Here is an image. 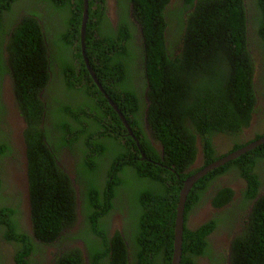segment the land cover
Returning <instances> with one entry per match:
<instances>
[{"label": "trees", "instance_id": "trees-1", "mask_svg": "<svg viewBox=\"0 0 264 264\" xmlns=\"http://www.w3.org/2000/svg\"><path fill=\"white\" fill-rule=\"evenodd\" d=\"M53 1L64 10L60 14L63 28L50 37L36 19L40 15L31 11L19 20L13 14L17 0H0V160L14 150L12 137L3 127L8 109L2 101V85L3 77L9 74L12 94L32 131L28 134L25 129L23 135L34 238L58 246L67 236L86 237L93 230L102 237L110 222L103 224L101 219L113 210L123 220L135 216L131 238L135 239L136 257L131 263L125 248L120 251L116 245L109 255L103 242L86 243L89 264H170L178 194L181 181L197 171L189 170L196 159L197 139L202 142L207 165L224 155H218L211 143L216 134L232 140L229 152H233L247 144L242 135L255 118L256 130L249 142L264 136V0H131L144 34L143 61L140 73L135 74L131 69L138 49L131 46L134 27L126 14H122L117 29L111 28L103 11L89 14L85 53L93 68L99 69V82L125 116L141 152L158 161L159 154L148 140L143 122L144 90L148 88L146 124L161 145L166 160L162 165L174 166L175 173L138 160L136 144L127 138L126 151L118 153L106 174L97 181L92 174L82 178L79 199L84 228L78 231L73 229L78 219L75 187L56 163L58 151L77 146L86 157L82 166H87L88 161H94L90 147L97 148V155L102 156L107 150L103 142L114 138L110 134H115V127L118 135H129L104 94H99L101 103L93 104L89 91L94 86L87 80L80 89L84 90L80 107L62 106L58 115L53 111L58 121L50 125L52 132L41 127L42 103L35 100L34 104L31 93L39 95L47 89L51 76L67 81L66 75L75 78V70L85 69L79 30L82 0ZM112 62L120 66L123 76L115 89L110 82H117L120 74L113 72ZM125 157L129 158L122 161ZM226 174L242 178L241 193L256 200L242 232L232 240L229 264H264V193L256 198L264 184V144L211 171L193 186L185 206L180 264H194L193 256L206 254V236L225 225V220L229 225L237 223L232 209H228L195 228L186 225L189 212L209 198L204 197L208 190L214 193V208L231 206L235 191L216 181ZM8 187V176L0 173V264H7L2 253H7L5 246H14L16 259L27 264L24 258L33 254V259L39 244L25 230L20 205L12 206L14 200L21 202L23 194L18 190L11 199ZM244 207H238L241 215ZM69 228L72 230L64 232ZM116 237L113 242L118 238L122 242L120 233ZM82 260V252L75 248L58 263L82 264Z\"/></svg>", "mask_w": 264, "mask_h": 264}, {"label": "flooded vegetation", "instance_id": "flooded-vegetation-1", "mask_svg": "<svg viewBox=\"0 0 264 264\" xmlns=\"http://www.w3.org/2000/svg\"><path fill=\"white\" fill-rule=\"evenodd\" d=\"M36 0H17L16 5L13 8V14L14 17H19V20L22 19V17L27 16L28 12L34 11L41 17H36V19L40 22L43 23V28L45 34L49 35L52 37L54 33H60L62 31V26L60 25L61 21L63 20L60 14L64 12L63 8L61 7V4L58 2H51L52 0H38V3L35 2ZM173 1V0H172ZM92 2V3H91ZM91 4V6L89 5ZM82 10L81 13L83 12V0H82ZM105 9V10H104ZM48 10V11H46ZM101 10L106 14V17L108 18L109 23H111V28L117 29L119 26V21L121 20L122 14H126L127 19L129 20L131 28L134 27V41L131 43V46L135 47V49H138V53L135 59V62L132 66L133 74L135 73H140V68H141V63L143 61L142 56H143V50L142 47L144 45V34L142 30V24H140L139 20L135 18L134 13H133V4L131 0H88V12L89 14H94V11ZM38 11V12H36ZM98 12V11H97ZM96 12V13H97ZM89 15V19H90ZM82 16V15H81ZM88 19V20H89ZM80 30V29H79ZM48 37V36H47ZM86 54V53H85ZM87 57V56H86ZM88 59V64L92 72L94 73V76L91 75L89 70L87 69L86 65L84 64V70H80L79 68L75 70V78L67 76V81H64V78L62 76H51L50 78V86L40 92L38 95H34L31 93V97L33 100V103L35 104V100H39L42 103V117L40 115V125L41 127L45 126L44 123H47L46 126L50 130L53 129L50 125H54L57 121L58 118L55 114H51L52 108L54 109V112L58 115V109H60L62 106L65 108L66 105H73L75 107H80V104L82 102V96L84 95V90H80L82 86L85 84L86 80L89 81V85L92 84V89L90 91H93V104L101 103L100 102V93L104 94V98L108 100L113 101L109 94L103 89L102 84L99 82L98 75L99 69H94L92 66V63L90 62L89 58ZM82 61L84 63L83 57ZM114 69L113 72H117L120 74L119 78L117 79V82H114L111 80L112 88L115 89L118 87L120 78H122V72L119 70L120 66H115L114 63L112 62ZM80 66V65H78ZM77 66V67H78ZM9 78V74H5L3 77V81L5 82ZM101 85L103 89V93L101 90L98 88L96 82ZM64 81V82H63ZM11 89L12 93V87H9ZM99 91V93H97ZM106 95L108 98H106ZM13 97V112L11 117L15 120H11L10 118L4 125V130H8L9 134L11 135V142H12V147L14 148L12 155L8 157L7 159L1 158L0 160V173L6 174L8 176V184L9 187L8 189H11V192L7 189V195L12 197L11 199H15L14 196L18 195L17 191L21 189L22 191L21 194L23 195L27 193L29 195V182H28V169H27V155H26V145H25V138H24V131L25 129H28V122L26 121L24 115L22 114V111L20 110V107L16 101V97L12 94ZM97 97H99L97 99ZM110 105V104H109ZM111 106V105H110ZM148 106V88L144 90V112H145V117L143 118V122L145 123L146 126V135L148 137V140L150 141L151 145L155 149V151L159 154V160L154 161L150 158H146L144 153L141 152V146L138 142L136 144L129 136L127 137V134H120L118 135V130L115 127V134H110L112 137H116L117 140H119L121 143H125L127 138H130L135 144L136 148L138 150V155L139 157L137 158L140 161H144L146 163H150L153 165H159L163 166L166 169H168L172 174L175 173L174 166H166L162 165V163H166V160L164 158V154L161 148V145L158 141L155 140L153 137L148 125L146 124V111ZM112 108V107H111ZM113 109V108H112ZM119 109V108H118ZM114 110V109H113ZM121 111V110H120ZM122 113V112H121ZM124 116V115H123ZM125 117V116H124ZM120 119V118H119ZM126 119V118H125ZM109 125L111 123V120L108 119L106 120ZM121 121V120H120ZM127 121V120H126ZM17 122V124H16ZM128 123V122H127ZM121 124L123 125L122 121ZM9 125H15L17 126L16 131L9 130ZM45 127V128H46ZM113 126L111 125L109 132L111 133L113 130ZM125 129V128H124ZM123 132V130H120ZM16 134V136H14ZM217 136H222L220 134H216L215 136L212 137L211 143H213V138ZM138 141V139H137ZM15 143H17L20 146V149L17 150L15 147ZM197 155L194 164L189 168V170H198L204 167V157H203V146L202 142L197 139ZM215 148V147H214ZM92 151H94L93 155H97L94 147H90ZM22 150V153H18ZM161 150V152H160ZM82 152V150H80ZM77 150V146H72V150H69L68 147H63L62 150L60 151L58 157H57V165L63 170L64 174H66L69 178V183L73 185V187H78L80 190L82 189L80 182H82V178L87 174V169L89 168V165H92V173L94 177L96 178V181L100 179L102 174H106L107 172L105 170L101 169V164L100 160L103 158V156H97L94 158V161H88L87 166H82V160L83 157H85L84 154H82ZM133 153H135L134 150H132ZM89 154V152H88ZM144 155L145 158L142 157ZM86 158V157H85ZM125 157L122 161H127ZM197 158H200L198 160L200 163L195 166V164L198 162ZM119 162L115 163V166L117 167L118 164L120 163L121 160H118ZM197 161V162H196ZM188 177V176H187ZM186 177V178H187ZM221 177V176H220ZM185 178V179H186ZM176 179L179 180V175L176 174ZM183 179L181 182L185 180ZM236 180L235 178H233ZM242 181V185L244 188V182L243 179H240ZM70 184V185H71ZM222 184L225 185V183L222 182ZM71 185V186H72ZM233 190L234 188L229 185ZM182 188V187H181ZM239 191H235V196L233 198V202L230 205L224 206L222 208H214L211 204V197L214 193L211 192V190H208L204 193V197L209 196V198L204 202V204H200L196 209L203 208L207 206V208L210 211V214L207 218L206 221L210 220L212 215L217 213V212H222L228 209H232L234 215H235V220L237 219V223L235 224H230V221L225 220V225L222 227H219L218 229H215L213 232H210L206 237L208 241V245L205 249V256H193V262L194 264H229L230 256H231V243L234 237L239 233L242 232L243 224L246 223V220L249 217V214L252 211L253 204L255 203V199H248L246 198L242 193V189ZM88 188L85 187L84 191L85 194L87 192ZM10 192V193H9ZM180 192V191H179ZM264 193V184L261 186L259 193L257 194V197H260ZM75 195V194H74ZM179 195V194H178ZM76 196V195H75ZM89 198V196L87 195ZM76 199V198H75ZM249 201V203L244 204L242 203L243 201ZM78 200L76 199V202ZM234 201L237 202V204L234 206ZM80 203L79 208H77V217L79 218L78 221L76 222L75 231H78L79 229L84 228V220L82 219V214L80 211V207L82 205L81 200L78 201ZM20 205V208H22V216L23 219L28 218L30 222H32L31 218V207H30V195L25 196L23 199L21 198V202L19 200H14L12 206H16L18 208ZM234 206V207H233ZM240 206H245L243 209V214H240V209L238 207ZM195 209V208H194ZM193 209V210H194ZM26 210V211H25ZM192 210V211H193ZM111 211V210H110ZM191 211V212H192ZM109 212V211H108ZM108 212L106 214H108ZM190 213V212H189ZM18 216V214L16 215ZM110 217L111 222H110V229H109V234L104 235V238L106 239V245L108 246L109 254H113V249L116 245L119 246V250L122 251L123 248L126 249L127 256H129L130 260L133 261L135 259V252H136V243L135 239L131 238V233H135V224L132 223L133 219L127 218L125 220L121 219V216L117 211H111L110 212ZM109 215H105L101 221L104 224L105 222H108ZM185 221V219H184ZM204 221V222H206ZM120 222L119 224H117ZM204 222L199 223L202 224ZM190 226H193L191 228H195L198 226V224H194L193 222L189 224ZM197 225V226H196ZM90 231V230H89ZM120 233L122 242L118 238V242H113L116 237V234ZM100 232L98 231H92L89 233H86V237L88 238V244H100L102 242V238L99 236ZM103 235V234H102ZM0 237H3V234L0 233ZM31 237H34V233L32 234ZM117 238V237H116ZM2 239H0V242ZM34 242L39 244L38 248H40L42 252V256L36 255L33 259V254L29 258H24L27 260V264H49L50 261L52 260L53 256L56 257L54 264H56L58 261L62 259V256L65 254V252L62 249L56 248L52 242H49V240H40L38 238H34ZM104 245V243H103ZM104 245V247L106 246ZM106 246V247H107ZM7 253H3V255H8L11 256L12 253L13 257L12 259L7 258L5 255V261L7 264H22L20 262V259H16V248L14 246L12 247H7L5 246ZM87 248V246H86ZM20 249V247H19ZM226 255L224 256V254ZM83 256L82 264H89V260L85 259ZM224 259L226 261L224 262ZM16 260H19V263L16 262Z\"/></svg>", "mask_w": 264, "mask_h": 264}, {"label": "water", "instance_id": "water-1", "mask_svg": "<svg viewBox=\"0 0 264 264\" xmlns=\"http://www.w3.org/2000/svg\"><path fill=\"white\" fill-rule=\"evenodd\" d=\"M89 19V12H88V0H83V12L81 16V24H80V48H81V54L84 60V64L86 65L87 69L91 73L92 76H94V73L89 67L88 59L85 54V33H86V26ZM96 82V79H95ZM98 88L103 93V89L100 84L96 82ZM106 98L108 96L106 95ZM109 104L114 109V111L117 113L118 117L123 123V126L128 131L129 135L133 136L132 130L130 129L129 124L127 123L125 117L121 113L120 109H118L117 105L109 100ZM264 144V136L260 137L259 139L253 140L243 147L230 152L212 162L205 165L201 169L197 170L190 176H188L182 183V188L180 189L179 195H178V202L176 205V215L174 220V232H173V252H172V258L170 264H180L181 258H182V246H183V233H184V216H185V206L187 197L193 188V186L199 181L201 178L205 177L207 174H209L211 171L227 164L228 162L235 160L239 158L241 155H244L246 152L251 151L255 149L256 147ZM143 158L144 155H142ZM79 204V202H78Z\"/></svg>", "mask_w": 264, "mask_h": 264}, {"label": "rangeland", "instance_id": "rangeland-1", "mask_svg": "<svg viewBox=\"0 0 264 264\" xmlns=\"http://www.w3.org/2000/svg\"><path fill=\"white\" fill-rule=\"evenodd\" d=\"M9 87H10V85H7V84L4 85V91H3L4 96H3L2 101H3V103L6 105V107L8 109V117L11 120H15V119H13L11 117L14 108H13V101H12L13 97H12L11 89ZM89 92L93 96L94 92L93 91H89ZM98 98L99 97H97V99ZM53 111H54V109L52 108L51 114H52ZM27 112L29 114V111H27ZM16 124H17V122H16ZM11 127H12V129L14 131H16L17 126H15V125L12 126L11 125ZM27 128H28V126H27ZM28 130H29L28 134H30L32 131L30 130V128H28ZM255 130H256V123H255V118H254L251 127L249 129L245 130V132L242 135V138L245 141L249 142V140H251L254 137ZM52 131H53V129H51V132ZM14 136H16V134ZM213 143L215 145L214 147H215V150H216L218 155H222V154L228 153L229 150L232 147V140L230 138H227V137L223 136V135L214 137L213 138ZM106 145H107L106 155H105V157L102 160H100V164H101V169L105 170L107 172L110 169L112 163H114V161L116 160L117 156L119 154L125 152L127 148H126V146L124 145L123 142L121 143L119 140H116V138H113L110 141H107ZM15 147L17 148V150L20 149V146L17 143H15ZM18 153H22V150L20 152H18ZM11 155L12 154H10L9 157ZM89 155H90V157H94L93 154H89ZM198 160H200V158H197V161ZM199 163L200 162L198 161L195 164V166H197ZM90 174H92V170L87 169V174L85 176H88ZM216 181L223 182L226 185H231L234 188V191H239L241 189V187L243 188L242 181L240 179L234 180L233 177L230 174L223 175V176L219 177ZM209 214H210V211L207 208V206H205L203 208H200V209H196L195 208L192 212H190L188 214V222L186 223L187 227H190V228L193 227V226L189 225L192 222L194 224H198L199 225V223L206 221L208 216H209ZM24 220H25L24 227H25L26 232H30V230L32 231L31 222L29 221V219L26 218Z\"/></svg>", "mask_w": 264, "mask_h": 264}, {"label": "clouds", "instance_id": "clouds-1", "mask_svg": "<svg viewBox=\"0 0 264 264\" xmlns=\"http://www.w3.org/2000/svg\"><path fill=\"white\" fill-rule=\"evenodd\" d=\"M4 82V81H3ZM10 85V79H7L4 83H3V85H2V87H3V91H4V85ZM4 96V95H3ZM8 119H9V117H8V115H7V119H6V122L8 121ZM45 124V126H43V127H46V126H49V125H47V123H44ZM5 125V124H4ZM4 125H3V127H4ZM9 127L11 128V130H13L12 129V127H11V125H9ZM125 128V127H124ZM130 129H131V127H130ZM132 130V129H131ZM127 131V130H126ZM127 133H128V131H127ZM132 133H133V131H132ZM128 135H129V133H128ZM111 136V135H110ZM133 136H134V138L132 137V136H130L129 135V137L136 143V144H138V141H137V137L134 135V133H133ZM94 138H96V137H94ZM99 138V137H98ZM114 138H116V137H114ZM111 139H113V138H110V139H108V138H106L105 140H104V144L106 145V142L107 141H110ZM116 140H117V138H116ZM251 142V141H250ZM247 143H249V142H247ZM107 146V145H106ZM95 148V147H94ZM95 149H97V148H95ZM62 150V149H61ZM60 150V151H61ZM60 151H58V154H57V157H58V155H59V153H60ZM81 152V151H80ZM82 153V152H81ZM228 153H230V152H228ZM228 153H226V154H228ZM83 154V153H82ZM226 154H224V155H226ZM105 155H106V151H105V153L102 155L103 156V158L105 157ZM224 155H222V156H224ZM98 155H95L94 156V158L95 157H97ZM222 156H220V157H222ZM101 157V156H100ZM219 157V158H220ZM102 158V159H103ZM101 159V160H102ZM218 159V158H217ZM92 170V169H91ZM199 170V169H198ZM92 175H93V173H92ZM86 177V176H85ZM19 191H22L21 189H19ZM23 194V193H22ZM74 194L76 195V199L79 201L80 199H79V197H80V189L78 188V187H76L75 186V188H74ZM29 196L27 193H25L24 195H22V199L25 197V196ZM78 201L76 202V205H78L77 206V208H79V206H80V203L78 204ZM79 219V218H78ZM78 219H77V221H78ZM83 219V218H82ZM111 217H110V215H109V219H108V222H111ZM24 222H25V220H24ZM120 222H118L117 224H119ZM111 226V225H110ZM31 228H32V223H31ZM74 229V228H73ZM110 229V228H109ZM72 229L71 228H69L67 231H64V232H68V231H71ZM30 236H32V234H33V228H32V231L30 230V232H27ZM107 234H109V230H108V232L106 233V234H103V236L101 237L102 238V242L104 243V245H106V239L104 238V235H107ZM1 239L3 238V237H0ZM34 238V237H33ZM87 240V241H86ZM86 243L88 244V238L87 237H81V236H78V237H74V238H70V236H67L64 240H62L61 241V243L58 245V246H56V245H54L56 248H59V249H62L64 252H65V254L67 253V252H69V251H71V249H79L81 252H82V254H83V256L84 255H86L87 254V249H86ZM7 247H12V246H7ZM110 253V252H109ZM108 253V254H109ZM13 254L14 253H12V255L11 256H8V255H5L7 258H10V259H12V257H13ZM37 255H39V256H42V252H41V250H40V248H39V253L37 254ZM110 255V254H109ZM36 256V255H35ZM34 256V257H35ZM202 256H205V254L204 255H202ZM135 257H136V255H135ZM198 257H200V256H198ZM128 258H129V256H128ZM172 258V257H171ZM55 259H56V257L55 256H53V258H52V260L50 261V263L49 264H54V262H55ZM85 259H88V256H86L85 257ZM182 259V258H181ZM129 261L132 263L133 261H131L130 260V258H129ZM171 263V262H170ZM181 263V262H180ZM56 264H59L58 262L56 263Z\"/></svg>", "mask_w": 264, "mask_h": 264}]
</instances>
